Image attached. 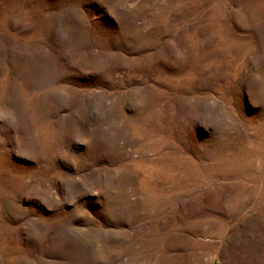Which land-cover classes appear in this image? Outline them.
I'll return each mask as SVG.
<instances>
[{"label":"rangeland","instance_id":"374dc122","mask_svg":"<svg viewBox=\"0 0 264 264\" xmlns=\"http://www.w3.org/2000/svg\"><path fill=\"white\" fill-rule=\"evenodd\" d=\"M0 264H264V0H0Z\"/></svg>","mask_w":264,"mask_h":264}]
</instances>
